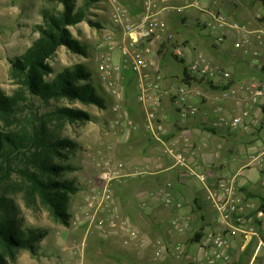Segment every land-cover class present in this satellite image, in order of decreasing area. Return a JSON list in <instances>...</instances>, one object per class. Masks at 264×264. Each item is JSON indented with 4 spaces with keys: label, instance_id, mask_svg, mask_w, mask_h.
<instances>
[{
    "label": "crops",
    "instance_id": "0c3cea01",
    "mask_svg": "<svg viewBox=\"0 0 264 264\" xmlns=\"http://www.w3.org/2000/svg\"><path fill=\"white\" fill-rule=\"evenodd\" d=\"M121 1L133 18L142 11L140 0ZM198 2L207 8L214 7L211 0ZM221 8L229 20L247 26L250 30L248 44H243L240 34L231 27L217 32L224 34L223 43L228 40V45L214 44L210 32L199 30L206 15L195 6L182 14L171 12L166 16L176 40L183 44L185 57L184 63L177 61L173 51L166 46L163 49L167 52L163 55L156 53L154 62L162 74V104L156 124L159 139L145 129L146 116L137 100L135 76L129 70L118 72V81L124 91L123 112L129 121L116 124L115 113L110 110L99 126L102 133L87 138L86 147L90 149L96 145L103 157L128 163L130 158H138L140 162L136 165L147 167L150 173L144 178H130L113 185L114 209L128 218V230L103 234L90 227L85 217L75 214L72 235L80 236V264H174L171 255L181 258L180 264H264V245L260 244V238L264 236V178L254 186L247 174L241 181L234 180L235 198L242 210L228 222L233 225L229 259L209 262L212 257L209 232L224 231L227 226L220 222L215 206L219 178H232L238 173L244 175L243 170L249 169L251 162L256 161L254 159L264 162L261 101L250 104V114L244 119L246 127L231 124V118L249 103L247 87L257 85L264 89V0H221ZM189 26L200 38L190 39L185 31ZM207 37L214 49L207 52L209 60L232 73L231 84L239 89V94L222 99L220 91L224 82L209 84L204 80H190L186 83L189 101L198 106V112L185 118L178 113L173 99L177 88L185 83L182 81L184 66L187 69V64L202 52L201 38ZM245 48L258 54L252 55ZM219 116L225 120L212 127L211 121ZM85 135H88L87 131ZM165 146L174 152L184 151L188 163L196 174L204 176V181L186 167L175 165L171 156L163 151ZM88 149H83L86 161ZM261 172L264 175L263 168ZM87 177L90 178L89 174ZM90 179L97 183V176ZM167 182L173 185V198L183 202L181 208L168 206L157 197V188ZM85 190L81 191L80 199L88 192ZM142 202H145L144 206ZM260 210L263 216L258 215ZM237 217L242 220L238 222ZM172 219H178L185 226L174 228L170 224ZM132 230L135 236L131 235ZM194 236H198V241H192ZM95 246L97 254L94 256ZM155 248L166 249L155 256Z\"/></svg>",
    "mask_w": 264,
    "mask_h": 264
},
{
    "label": "trees",
    "instance_id": "16d2710c",
    "mask_svg": "<svg viewBox=\"0 0 264 264\" xmlns=\"http://www.w3.org/2000/svg\"><path fill=\"white\" fill-rule=\"evenodd\" d=\"M94 1L41 0V20L32 29L36 37L9 58L8 78L14 86L9 92L0 87V264H8L22 250L36 253L48 234L44 227L23 223L20 202L44 207L64 226L71 223L69 202L79 188L66 173L76 169L70 157L78 143L66 131L69 125L94 118L86 109L70 104L101 109L108 104L85 65L55 70L49 59L61 46L86 53L70 27L81 22L101 27L100 20L92 17ZM183 74L185 83L202 80L189 76L185 66ZM261 111L264 115V101ZM197 237L192 241H198Z\"/></svg>",
    "mask_w": 264,
    "mask_h": 264
},
{
    "label": "built area",
    "instance_id": "2783aa9c",
    "mask_svg": "<svg viewBox=\"0 0 264 264\" xmlns=\"http://www.w3.org/2000/svg\"><path fill=\"white\" fill-rule=\"evenodd\" d=\"M140 3L142 11L133 18L130 10L121 0H109L111 26L106 29L107 33L97 44L100 60L97 70L104 87L114 99L111 110L115 113V123L121 125L129 120L123 112L124 91L118 81V72L129 70L133 73L136 78L137 100L145 111V129L153 137L159 139L156 134V124L162 104L160 86L162 74L154 62L157 60L156 53L162 44L166 43V46L172 48L178 58L185 57L183 44L176 40L167 20V14L171 12L182 14L187 8L195 6L206 15L205 20L199 25V30L212 33L225 27H231L240 34L243 44L250 42L248 38L250 30L245 25L229 20L221 8V0H211L213 8L201 6L198 0H140ZM224 40V34L217 33L213 42L218 45ZM115 48H118L119 51L121 60L119 64L112 61V51ZM244 50L251 51L248 48ZM251 53L252 55L258 54L255 50H252ZM187 74L192 78H202V80L212 83L224 82V87L220 91L222 99L237 97L239 94V89L229 83L232 80V73L223 66L214 64L202 53H198L187 64ZM247 90L250 92L247 99L249 103L231 118L232 126L246 127L244 119L250 114V104L259 101L262 104L264 101V89L253 85L247 87ZM173 101L182 117L186 118L198 112V106L189 101L186 83H182L177 88ZM224 120V117L219 116L218 119L211 121L210 125L216 127ZM163 151L171 156L175 165L184 166L192 174H196L188 163L184 151L174 152L167 146L163 148ZM95 165L99 183L88 189L83 200L81 216L86 218L90 227H95L103 234L116 230H128L130 228L128 218L114 209L113 185L130 178H144L150 173L149 169L141 165H132L122 159H110L103 156L95 162ZM196 175L204 181L203 175ZM234 180L235 176L232 178L220 177L218 180V191L215 194V196L218 195V198L215 206L220 222L226 223L227 226L224 231L209 232L208 238L212 243L210 263L229 259L228 247L233 234L230 229H233V225L228 222L242 210L235 198ZM172 193L173 185L170 182L156 190L157 197H160L166 205L173 206L175 209L181 208L183 202L174 199ZM141 204L144 206L145 202ZM258 215L263 216V212L260 210ZM236 220L239 222L242 218L237 217ZM170 224L174 228H181L184 225L178 219H172ZM130 233L135 236L134 230ZM260 244L264 245V236L260 238ZM165 249L158 248L155 255L159 256L161 251L165 252Z\"/></svg>",
    "mask_w": 264,
    "mask_h": 264
},
{
    "label": "rangeland",
    "instance_id": "374dc122",
    "mask_svg": "<svg viewBox=\"0 0 264 264\" xmlns=\"http://www.w3.org/2000/svg\"><path fill=\"white\" fill-rule=\"evenodd\" d=\"M76 1L80 3L82 0ZM40 4L41 0H0V87L7 92L14 86L8 78L9 58L14 54L24 51L36 37L37 33L33 32L32 29L33 25L41 20L39 13ZM93 6L91 10L94 16L92 17L100 20L101 27L91 25L87 22H81L76 26L70 27L73 32V37L80 40L85 47L86 53H76L61 46L54 56L49 59L50 64H52L55 70H61L63 67L76 63L85 65L86 68L93 72V81L97 85L98 91L107 98L108 104L106 109H101L93 105H82L77 102L70 104L86 109L94 118L80 125H69L66 131V134L75 139L78 143L77 148L71 153L70 157V162L76 166V169L66 173L67 177L73 179L79 188L77 192L71 196L69 202L68 211L72 214L71 223L68 226H64L54 220L44 207H27L23 202H20L23 223L28 226L44 227L48 229V234L39 242L36 253L22 250L13 259L10 258L8 264H80L79 254L82 248H80L79 234H76V236L72 235V231L75 228L73 221L76 213L79 216L82 214V204L86 193L80 199L79 196L82 194L81 191L83 189L88 191L91 186L99 183L95 162L102 157V152L98 151V146L93 145L90 149L86 147V139L90 138V136L97 135V133H102V128L100 129L99 126L104 123L105 114H109L114 101L113 97L104 87L97 70L100 61L97 44L99 40L103 38L104 34L107 33L106 29L111 26L109 0H96ZM102 6H108V10H104ZM185 31L193 41L200 38L196 36L197 31L193 29L192 26H189ZM210 35L213 41L217 32H212ZM210 38H201L200 43L201 53L208 58L207 52L214 50L208 43ZM228 42V40L224 43L222 42L223 46H227ZM157 52L163 55L167 50L163 49L161 46ZM112 58L114 63H120L121 60L118 48L112 51ZM86 131L88 135H85ZM83 149L89 150L87 161L83 155ZM138 160V158L132 157L129 161L133 165L140 162ZM254 160L256 161L251 162L249 169L243 170L245 176L240 173L235 174L236 180H243L247 174L254 186L259 185L261 179L264 178L261 172V169H264V162L261 159ZM88 174L90 178L92 176H97L96 184H94L95 179L87 177ZM197 182L200 184L199 180ZM78 206L79 208L76 209ZM155 251L156 248L154 249V253ZM96 252L97 248L95 246L92 250V254L95 256L97 254ZM171 257H173L174 264H180L181 258H177L174 255H171Z\"/></svg>",
    "mask_w": 264,
    "mask_h": 264
}]
</instances>
